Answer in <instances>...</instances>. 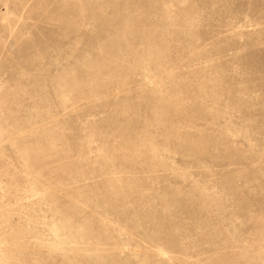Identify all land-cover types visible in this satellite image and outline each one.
<instances>
[{
	"label": "rangeland",
	"instance_id": "1",
	"mask_svg": "<svg viewBox=\"0 0 264 264\" xmlns=\"http://www.w3.org/2000/svg\"><path fill=\"white\" fill-rule=\"evenodd\" d=\"M0 264H264V0H0Z\"/></svg>",
	"mask_w": 264,
	"mask_h": 264
}]
</instances>
